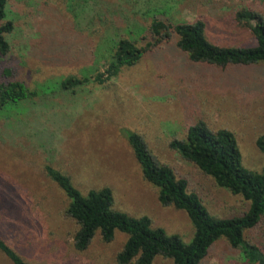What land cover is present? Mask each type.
<instances>
[{
  "label": "rangeland",
  "instance_id": "obj_1",
  "mask_svg": "<svg viewBox=\"0 0 264 264\" xmlns=\"http://www.w3.org/2000/svg\"><path fill=\"white\" fill-rule=\"evenodd\" d=\"M68 2L7 4L14 28L5 36L10 49L0 64L38 92L32 102L0 111V237L18 247L29 264H116L114 255L126 239L117 230L108 243L95 232L84 251L73 249L75 226L60 216L64 199L45 176L48 164L66 174L81 194L107 187L116 210L147 216L153 227L189 242V219L179 209L160 205L157 188L143 179L126 143L128 133L143 135L159 159L187 177L210 215L238 214L242 199L180 160L167 143L171 136L182 138L184 125L200 118L212 129L228 128L243 167L260 171L264 154L254 141L264 133V64L193 63L171 45L145 54L103 83L91 76L104 71L105 35H130L131 26H144L157 15L173 21L200 16L209 41L246 44L250 34L245 21L234 20V12L253 5L264 13V0H87L80 2L78 17V6ZM89 44H96L91 56ZM69 74L89 79L73 91L48 85ZM246 236L258 245L264 242V228ZM243 262L240 250L223 239L213 243L205 259V264ZM0 264L11 263L0 253ZM151 264L170 260L156 256Z\"/></svg>",
  "mask_w": 264,
  "mask_h": 264
},
{
  "label": "trees",
  "instance_id": "obj_2",
  "mask_svg": "<svg viewBox=\"0 0 264 264\" xmlns=\"http://www.w3.org/2000/svg\"><path fill=\"white\" fill-rule=\"evenodd\" d=\"M8 1L0 0V57L9 52L5 36L14 28L13 18L8 16ZM71 1L78 6V12L74 13L78 17L84 7L80 2L87 0H69L68 3ZM233 18L238 23L245 21L250 34L249 44L209 41L204 34L205 22L200 16L191 21H173L169 16L157 15L144 26H131L133 28L127 32L130 35L117 38L105 35L108 48L104 71L96 72L91 79L103 83L116 76L122 68L133 66L145 54L171 45L193 63L220 68L264 64V13L248 5L235 10ZM106 22L104 18L101 24L104 26ZM94 29L92 33L97 32V28ZM95 49L96 44H89L86 47L88 56ZM88 79L85 75L69 74L48 85L60 91H73ZM37 92L0 64V111L12 110L13 107L16 110L32 102ZM183 131L182 138L170 137L168 148L180 160L194 165L202 175L211 178L215 186L239 196L243 201L242 210L228 217L210 215L199 194L190 186L189 179L176 174L169 163L159 159L149 149L143 135L128 133L126 143L139 165L141 176L157 188L160 205L186 214L193 228L192 237L184 243L177 235L153 227L147 216L132 217L116 210L107 187L81 194L66 174L46 164L43 166L46 178L64 199L60 216L75 226L71 235L74 250L84 251L95 232L102 242L108 243L117 230L124 233L126 239L114 255L116 264H151L156 256L170 260V264H205L209 248L219 239H223L232 250H240L244 260L242 264H264V242L257 245L246 236L264 228V164L258 172L243 167L234 136L226 127L212 129L198 118L186 123ZM254 144L264 154V133L255 138ZM17 248L0 237V253L11 264H29Z\"/></svg>",
  "mask_w": 264,
  "mask_h": 264
}]
</instances>
